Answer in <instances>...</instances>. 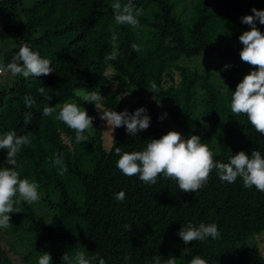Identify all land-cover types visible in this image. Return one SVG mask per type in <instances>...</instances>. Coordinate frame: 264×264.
I'll use <instances>...</instances> for the list:
<instances>
[{
	"label": "trees",
	"instance_id": "16d2710c",
	"mask_svg": "<svg viewBox=\"0 0 264 264\" xmlns=\"http://www.w3.org/2000/svg\"><path fill=\"white\" fill-rule=\"evenodd\" d=\"M173 1L132 0L144 13L134 30L115 24L111 6L116 0H0L5 19L0 33H11L16 44L2 53L0 65L26 44L55 69L47 76H15L12 85H0V138L8 131L30 136L31 143L18 153V170L21 178L39 184L41 194L38 207L16 205L20 212L9 214L6 232L36 233V243L49 248L52 264H63L64 253L71 256L79 250L96 257L93 264L101 258L105 264H154L155 257L161 264L169 257L189 264L197 255L208 264H264L258 247L247 243L264 231V192L245 187L241 178L222 182L213 170L203 188L185 193L174 179L160 176L155 185H146L116 166V147L122 152L143 150L170 128L185 138L199 135L220 162L227 163L241 150L264 155V135L245 115L230 110L232 92L254 70L240 59L239 36L250 30L241 17L251 15L254 7L264 10V0H199L186 28ZM257 27L264 32L258 21ZM113 32L121 54L106 62ZM133 43L140 46L139 52L131 48ZM201 54L231 65L223 82L213 80L211 64L205 63L202 72L190 66ZM153 83L154 93L149 91ZM41 87L52 96L50 101L38 92ZM92 91L102 94L101 103L109 111L145 107L150 126L136 136L125 127L116 128L107 148L95 105L77 95ZM123 94L133 101L126 104ZM26 96L36 100L32 109L25 106ZM65 102H75L95 117L91 134L84 133L87 141L77 143L74 130L56 119ZM45 106L56 112L43 115ZM28 111L33 117L25 124ZM57 154L67 167L63 175L52 162ZM6 157L7 149H0V167L9 166ZM121 190L126 194L123 202L114 198ZM42 208L49 210L47 222V212H38ZM201 222L216 223L220 238L185 245L179 229ZM185 248L190 254L183 253ZM0 264H9L1 245Z\"/></svg>",
	"mask_w": 264,
	"mask_h": 264
},
{
	"label": "clouds",
	"instance_id": "9594fccd",
	"mask_svg": "<svg viewBox=\"0 0 264 264\" xmlns=\"http://www.w3.org/2000/svg\"><path fill=\"white\" fill-rule=\"evenodd\" d=\"M114 20L116 25L130 26L137 29L139 18L143 16V10L137 8L132 0L121 3L116 0L112 4ZM251 15L241 17L243 24L249 25L250 30L243 31L239 36V41L243 45L240 51V59L253 67L240 81L234 92H232L230 110L233 115H245L256 132L264 135V32L257 27V21L264 25V10L252 8ZM118 36L115 32L112 35V51L105 56V61H114L121 54L117 45ZM131 48L139 52L140 46L133 43ZM231 65H224L228 69ZM55 69L51 61L42 58L39 52L32 50L28 45L19 48L10 62L0 65V73H10L13 77L30 76L40 77L52 74ZM115 85V84H114ZM149 90V89H148ZM156 85L150 86L152 93L156 91ZM38 92L47 100H51L44 87ZM84 102L95 105L96 111L100 113V119L106 121L107 131L112 138L116 128L125 127L126 132L131 136L147 130L150 126L151 117L145 107H139L134 112H129L127 108L123 111H109L104 109L101 100L102 94L95 91L77 93ZM25 106L32 109L36 100L33 97L24 98ZM102 110V111H101ZM56 112L55 107L45 106L43 115L51 116ZM167 116L165 112L159 119ZM33 113L28 111L24 116V123L30 124ZM56 119L66 124L75 132L77 143L85 142L91 134L95 117L90 116L85 108H81L75 102H65L59 110ZM31 143L28 135L18 136L15 131H8L0 138V149H7L6 164L9 166L0 167V228L11 227L10 213H17L20 210L16 205L25 202L29 205L37 203L41 199L39 184L34 180L21 178L18 170L17 156L23 146ZM115 153L119 156L117 168L125 176H138L146 185H155L157 178L163 176L167 179L177 181L180 191L185 193H195L203 188L213 170L222 182L234 183L237 178H241L243 185L247 188L255 187L256 190L264 192V155L258 150H253L249 155L241 150L229 158L227 163L214 159V153L207 144L201 143L199 135H190L188 138L175 130H169L160 138H152L143 150L123 151L120 147L115 148ZM53 164L58 168V174L63 175L67 171L63 158L57 154L53 159ZM126 194L123 190L116 193L114 198L123 202ZM130 231L131 225H125ZM220 231L216 223H203L198 226L189 223L182 226L178 231V236L185 245L193 241H205L209 237L220 238ZM184 254H190V249L185 248ZM96 257H88L84 250H79L74 255L68 252L62 255L63 264H93ZM128 259V257H125ZM38 264H52L51 254L44 252L38 259ZM99 264H105L104 259H99ZM154 264H161L159 257L154 258ZM164 264H177L175 257H169ZM189 264H208L200 256H194Z\"/></svg>",
	"mask_w": 264,
	"mask_h": 264
},
{
	"label": "rangeland",
	"instance_id": "374dc122",
	"mask_svg": "<svg viewBox=\"0 0 264 264\" xmlns=\"http://www.w3.org/2000/svg\"><path fill=\"white\" fill-rule=\"evenodd\" d=\"M199 0H174V10L179 14L180 18L183 20L184 27L186 28L191 21V16L195 13L196 8L195 4ZM5 25V19L0 15V28ZM16 47V44L13 40V36L8 32L0 33V57L2 53L13 49ZM185 62L191 61V59L183 58ZM190 65L192 68L196 69L199 72L203 71L205 63L211 64V69L214 70L213 80L217 83L223 82L227 77L228 69H224V65L221 60L216 57L208 58L205 56L198 55L197 58H194L191 61ZM228 65V64H227ZM215 67V68H214ZM218 69V70H217ZM109 71H107V74ZM14 77L10 73H0V85L10 86L12 85ZM123 98L126 99L127 103H131L133 99L128 98L123 94ZM158 109H161V104L156 103ZM102 111V110H101ZM100 115V113H99ZM103 125V144L108 148L112 142V136L110 132L107 131L106 121L101 120ZM173 128H170L172 130ZM114 135V133H113ZM36 207L38 204L35 203ZM47 212V215H44V221L47 222L50 219V213L47 209H39L38 212ZM49 213V214H48ZM15 234H9L6 232V229L0 228V245L5 250L9 264H38L39 257L44 253H50L48 247L38 245L37 235L33 231H27L24 229L17 230ZM247 243L249 245H255L258 247L259 251L264 256V231L255 233L249 237Z\"/></svg>",
	"mask_w": 264,
	"mask_h": 264
}]
</instances>
